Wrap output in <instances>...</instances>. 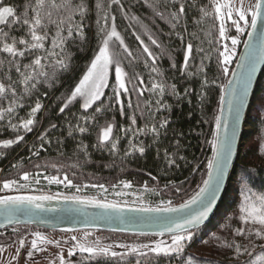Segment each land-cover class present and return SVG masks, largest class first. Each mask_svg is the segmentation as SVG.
Returning a JSON list of instances; mask_svg holds the SVG:
<instances>
[{
	"label": "snow or ice",
	"instance_id": "snow-or-ice-1",
	"mask_svg": "<svg viewBox=\"0 0 264 264\" xmlns=\"http://www.w3.org/2000/svg\"><path fill=\"white\" fill-rule=\"evenodd\" d=\"M143 4L152 10L154 19L164 21L169 26L168 36H176L180 40L183 52V62L177 64L172 53L176 51L166 45L161 39V32H153L147 26L142 25L141 18L132 13L131 6H126L123 0H23L22 4H7L0 0V128H7L14 134V139L0 140V149H8L14 144L25 140V133H31L40 123L38 114L44 109V105L37 97L34 105L26 104V100L40 91L42 87L52 88L61 82V78L73 68L75 53L72 51H83L89 45L91 37L89 29L93 27L91 16L95 14V38L96 47L92 58L87 64L86 71L68 88L61 96L57 97L58 112L63 115L70 107L79 103V109L65 117V125L69 136L79 133L92 135L95 131V143L93 149L107 150L111 155H118L119 145L123 139H127L128 146L124 156L138 152L143 155L149 147L160 142L161 138L167 136L168 125L171 122L173 105L168 104L164 97L172 96L177 102L192 95V88L186 87L183 92L178 90L176 83L165 76V70L159 65V61L165 56L170 61L169 70L179 71L181 75L191 78L201 75L200 98H203V89L210 83L204 72L203 59L196 66V71H190L196 55L203 53L200 45L204 40L199 33L204 31L200 25L208 17L218 22L212 25L218 29V35L209 44L222 45L218 52V63L222 72L228 76L232 58L236 55V46L240 43L239 36L246 32L249 39L243 41L246 52L237 60V69L231 70V79L226 84L220 85V110L224 112V104L227 103V115L215 117V132L210 141L212 155L207 159L205 175L202 177L198 190L179 205H173L171 200L160 201L156 207H145L141 202L138 209L133 211L174 213V218H156L161 223L158 235L170 234V240L152 241L148 244L119 245L125 252L113 250L111 245L101 246L99 242L87 243L77 240L68 249V257L63 255V250L58 252L49 264H92L100 259H115L117 264L124 261L129 254L137 257L136 264H151L148 257H166L171 264H215L211 257L194 252H188L190 242L195 238L201 225L213 211L221 185L231 162L233 147L237 135V127L240 121L241 111L245 105L248 90L252 82L253 74L257 65L264 61V0H254L245 4V0H208L207 4L202 0H142ZM113 6H117L123 18L129 22L130 28L142 25V34L133 31L132 35L142 50L141 56H137L125 38L117 30L116 15ZM190 10L199 13L193 16L191 22L188 20ZM193 31H189V28ZM234 28L236 35H229V29ZM211 31L205 32V37L211 36ZM147 38L146 40L143 38ZM230 40L231 46L224 43ZM199 41V43H196ZM117 44L119 51H117ZM159 49V52H154ZM143 56L144 68L148 71V80L145 81L144 74L137 71V65ZM125 61L131 72L125 70ZM114 67L115 83L111 85L112 94L107 95L105 89L109 87V71ZM47 96V91L43 92ZM134 98V99H133ZM28 107L26 117L19 116V109ZM127 123L117 124L113 112H117ZM166 112L168 115L162 116ZM143 121L141 124L140 121ZM101 121H103L101 123ZM56 123H50L48 128L40 133L38 139L44 140L46 135L60 127ZM223 128V134L220 130ZM141 136H150L151 144L140 139ZM175 143L173 151L167 149L163 152L166 165L180 167L178 160L186 161L180 155L183 132L173 129ZM60 142L59 138L58 141ZM51 143V140H48ZM264 147V142H262ZM42 142L40 148L43 149ZM77 151L84 157H88V144L81 140L77 144ZM32 155H38V151H32ZM159 155V152H158ZM15 167V165H13ZM56 167L55 164L51 165ZM36 167H40L36 165ZM200 165L192 168L198 171ZM32 173L24 171L22 179L28 181ZM151 175V173H149ZM50 183H66L69 187H80L64 176L63 180L56 176L44 177ZM155 179V177H152ZM39 183V177L35 179ZM123 188H131L129 181L119 182ZM27 187L19 184L16 180H5L0 191L5 189ZM173 187L177 193L181 187L169 181L165 189ZM87 187V185H85ZM107 191L103 184H93ZM113 188L116 185H112ZM146 192H159L144 186ZM124 193L116 192V196ZM244 199L239 205L240 227L232 228V239H221L215 233L209 238L210 242L216 243V250L231 252L234 264H264V244H256V240H264V194L253 193L245 184L242 189ZM73 200L80 205L92 204L104 210L122 212L125 204L104 200H85L79 196L61 197L60 194L53 195H0V227L21 223L20 216L25 217L26 223H32L31 217L38 215L40 211H56V209H45L44 201ZM61 212L65 210L61 209ZM17 231V229H13ZM35 239L31 240V248L27 252L28 258H34L35 253L46 249L38 247L39 244H55L60 246L59 241L48 240L42 233L32 234ZM88 234L85 233V237ZM241 237L248 241L242 244L236 238ZM249 245L251 247H249ZM26 246L23 237L18 240L16 254L12 257L16 260L22 253L21 249ZM260 249L258 254L256 249ZM4 250L0 245V252ZM79 253V259L75 262L70 258ZM241 256L247 259L240 260Z\"/></svg>",
	"mask_w": 264,
	"mask_h": 264
},
{
	"label": "trees",
	"instance_id": "trees-1",
	"mask_svg": "<svg viewBox=\"0 0 264 264\" xmlns=\"http://www.w3.org/2000/svg\"><path fill=\"white\" fill-rule=\"evenodd\" d=\"M123 2L126 6H131L132 13L141 18L143 26H147L153 32L163 33L160 35V39L166 45L176 50L172 55L178 65L182 63L183 52L180 40L176 36H172L171 38L168 36V24L162 20L154 19L152 10L146 7L142 0H123ZM5 3L22 4L23 0H5ZM202 3L207 4L208 0H202ZM113 11L117 18V30L125 38V42L133 52L137 56H141L142 50L139 48L138 42L135 40L132 32L137 31L142 34V25L138 24L130 28L128 26L129 22L123 18L117 6H113ZM198 15L197 11L190 10L188 13L189 22H191L193 16ZM95 19V14H93L91 16L93 27L88 31V35L91 37L89 45L83 51H77L76 48L72 49L75 53L72 70L65 73L61 78V82L55 84L52 88L42 87L39 92L26 100V104L34 105L37 97H40V102L45 107L38 114L40 123L37 127L31 133L24 134V142L14 144L8 149H0V187H2V183L5 180H16L18 185H27V187L19 188L21 189L20 191H31L29 193L18 194L42 195L44 191H50L52 192L51 195L54 196L60 194V192L68 194L60 196L67 197L82 194L98 200L119 202L121 204L126 203V205L133 207H140L141 202L145 207H156L162 200L165 202L171 200L173 205L181 203L198 190V185L205 175L204 165L212 155L211 145L206 141H210L213 138V133L216 130L215 117L218 116L220 107V85L226 83L244 41L247 29L245 33L239 36L240 43L237 44L236 55L233 57L232 63L228 65L230 69L228 76H225L222 72V67L218 63V52L215 50L217 48L221 50L222 45L208 43V40H213L218 35V29L212 27L214 23L218 24V22L214 21L212 17H208L199 26L204 30L199 33L200 38L204 40V43L200 45L203 47L204 52L196 55L190 71H196V66L201 64V57L203 56L205 57L203 65L205 66L204 72L207 79L210 82L215 81V83H210L203 89V98L199 96L203 76L196 75L189 78L187 75H181L179 71L169 70L170 61L167 56L159 61L160 67L165 70V76L171 78L172 83L177 84L178 90L183 92L184 88L190 87L193 90L192 95L180 102H177L172 96H165V101L173 105L167 136L162 137L158 144L149 147L143 155L134 152L125 157L124 151L128 146L127 139L121 141L119 154L113 156L107 150H98L91 147L95 143L96 129H92V135L81 136L79 133L74 136L68 135L67 127L64 126L65 117L69 116L72 112H76L79 109V103L74 107H70L63 115L58 112L57 97L61 96L71 86H74V83L86 71L87 64L92 58L93 50L97 44L95 38ZM189 31H193V28L190 27ZM208 31H211L212 35L205 37V32ZM228 34L235 35V29L230 28ZM143 38L147 42V38ZM196 43H199V41H196ZM117 51H119L118 44ZM153 51L159 52V49L153 47ZM124 66L126 71L131 72V69L127 67V61H125ZM136 70L144 74L145 81L148 80V71L144 68L143 56ZM114 83L115 75L114 67H112L109 74V87L105 89L107 95L112 94L111 85ZM45 91H47L46 97L42 95ZM18 111L20 117L27 118L26 114L29 111L27 106ZM111 115H115L118 125L127 123L119 115L118 111L111 113ZM161 115H168V113L162 112ZM50 123H56L61 126L55 130H51L44 140L41 141L38 137L44 129L48 128ZM140 123L142 124L143 121L141 120ZM173 129L177 132H183V137L180 140V155H183L188 162L185 163V161L178 160L177 163L180 164L179 168L174 166L169 168L163 159L165 149L169 152L173 151L175 143ZM58 138L60 142H57ZM2 139H14V134L7 128H0V140ZM140 139L148 144L152 142L150 136H141ZM48 140H51V143H48ZM81 140H83L84 144L89 145L88 157H84L77 151L76 146ZM241 141V148L233 166L226 194L212 219L200 227L195 238L190 242V247L187 249L188 252L211 257L215 264H234V257L231 252L224 251L223 249L217 251L216 243L214 241L210 242L209 238L215 233L222 240H230L232 239V228L241 226L238 217L239 205L244 199V195L242 194L243 186L246 184L257 195L264 194V147L261 146L262 142H264V69L252 97ZM42 142L44 143L43 149L40 148ZM32 151H38L39 154L32 155ZM53 164L56 167H52L51 165ZM197 164L200 165V168L198 171L193 172L192 168ZM36 165L40 167H36ZM24 171L33 174L28 181L21 178ZM65 175L73 181L74 185L80 187V191H77L76 187L67 186L66 183H50L44 178L46 176H56L58 179L63 180ZM37 176L39 177V183L35 182ZM152 177H155V179ZM120 181L131 182L132 187L123 188L119 183ZM169 181L180 186L181 191L177 193L171 186L165 189V185ZM93 184H103L107 191L101 190L98 187H91ZM112 185H116V187L113 188ZM145 185L150 189H156L159 194L144 191ZM116 192L124 194L118 197L115 195ZM15 227L32 228L48 233H60L28 225L13 226L0 232H8ZM87 231L95 235L104 233L110 236L131 235L96 230ZM137 236L141 238L167 237L154 235ZM236 239L242 244L248 243L247 240L241 237H237ZM255 242L257 245L264 244L263 240H256ZM249 247L251 246L249 245ZM256 251L258 254L260 253L259 248ZM66 255H64L65 258L69 259L68 254ZM70 259L74 262L78 260V251ZM245 259H247L246 256L240 257V260ZM136 260L137 257L134 254H129L119 264H136ZM148 260L151 261V264H169L166 257L156 258L150 255ZM92 264H117V261L115 259L106 260L102 258L99 261H93ZM142 264H146V262L142 260ZM171 264H175V261H172Z\"/></svg>",
	"mask_w": 264,
	"mask_h": 264
},
{
	"label": "water",
	"instance_id": "water-1",
	"mask_svg": "<svg viewBox=\"0 0 264 264\" xmlns=\"http://www.w3.org/2000/svg\"><path fill=\"white\" fill-rule=\"evenodd\" d=\"M250 29H247V31ZM249 39L247 34L244 40ZM246 52L245 45L242 43L238 52L236 60L232 69H237V60ZM264 69V61H261L253 74L252 82L248 90L245 105L241 111L240 121L237 127V135L233 147L231 162L228 165L227 173L224 177L220 192L216 199V204L213 206V211L209 213L208 218L204 224H207L218 209L220 202L226 194L232 170L236 161L238 152L241 148L242 134L245 129L246 118L252 101L256 85L259 81L261 73ZM237 71H239L237 69ZM231 72L226 80V83L231 79ZM225 83V84H226ZM218 115H227V103L224 104V112L221 113L219 107ZM223 134V128L220 130ZM12 195H28V194H12ZM85 200H93L90 198H83ZM45 209H56V211H40L38 215L31 217L32 223H26L25 217L20 216L21 223L12 225H5L0 227V231L13 226H33L48 231L60 233H73L78 231L96 230L111 233L131 234V235H154L161 236L157 233L161 230V223L157 222L156 218H174L177 214L174 213H157V212H142L133 211L131 209H138L139 207L128 206L122 212H113L112 210H104L92 204L80 205L73 200H59L44 201ZM182 203V202H181ZM175 204V205H179ZM65 210L61 212L60 210ZM201 225V226H203ZM162 236H170L165 232Z\"/></svg>",
	"mask_w": 264,
	"mask_h": 264
},
{
	"label": "rangeland",
	"instance_id": "rangeland-1",
	"mask_svg": "<svg viewBox=\"0 0 264 264\" xmlns=\"http://www.w3.org/2000/svg\"><path fill=\"white\" fill-rule=\"evenodd\" d=\"M248 2L254 3V0H245L246 5ZM235 35H236V32H235ZM224 43H228L229 46H231L230 40H225ZM236 49H237V46H236ZM109 74H110V71H109ZM20 190L21 189L17 187H13L10 189H5L3 191H0V195H12V194H18V193L31 192V191H25V190L20 191ZM51 193L52 192L50 191L43 192V194H46V195H50ZM60 195H68V194L60 192ZM74 196L87 197L82 194H77ZM13 229L8 232H0V245H3L4 247V250L0 252V264H49V261L53 260L56 254L60 252L61 250H63V255L68 254V249L71 247V245L77 242L71 239L73 236L77 237V240L82 241V242L86 240V242L89 244L95 243L98 241L101 246L111 245L113 247V250L118 251V252H125V249L122 247H119V245L139 246V245L148 244L152 241H157V240H164L165 242H168L170 240V236H167L165 238H159V237L141 238V237H138L137 235H119V236L111 235L110 236L105 233L95 235L88 231H79V232H73V233H48V232H43V231L32 229V228L15 227L17 231H13ZM35 232L42 233L48 240L59 241L60 246L57 247L55 244H42L41 245L38 243V247L44 248L46 250L39 252V253H35L34 258H28L27 252L31 248V240L36 238L32 235ZM85 233L88 234L86 237H85ZM20 237H23L25 239L26 246L23 249H21L22 254L16 260H13L12 257L16 254V248L18 247V240ZM56 264H59L58 260H56Z\"/></svg>",
	"mask_w": 264,
	"mask_h": 264
},
{
	"label": "flooded vegetation",
	"instance_id": "flooded-vegetation-1",
	"mask_svg": "<svg viewBox=\"0 0 264 264\" xmlns=\"http://www.w3.org/2000/svg\"><path fill=\"white\" fill-rule=\"evenodd\" d=\"M46 195V194H45ZM51 195V194H50ZM54 196V195H53ZM61 197H64V196H61ZM81 198H90V199H94V198H91V197H81Z\"/></svg>",
	"mask_w": 264,
	"mask_h": 264
}]
</instances>
